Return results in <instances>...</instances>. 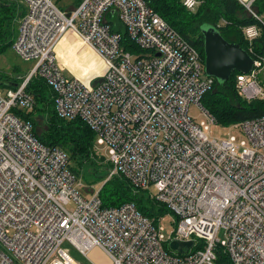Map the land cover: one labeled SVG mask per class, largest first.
<instances>
[{
  "label": "built area",
  "instance_id": "1",
  "mask_svg": "<svg viewBox=\"0 0 264 264\" xmlns=\"http://www.w3.org/2000/svg\"><path fill=\"white\" fill-rule=\"evenodd\" d=\"M56 1L22 0L12 46L35 62L4 94L0 90V264H83L64 242L86 257L97 249L110 264H214L216 246L231 264H264V115L231 124L239 139L208 137L216 122L200 99L214 77L190 41L144 0H82L70 11ZM238 1L258 18L253 0ZM196 3L183 0L188 9ZM119 27L144 51L124 50ZM69 31L104 65L92 83L56 57ZM243 33L251 41L258 29L250 25ZM252 59L236 85L248 99L264 98V53ZM36 76L52 88L56 115L80 118L95 144L106 146V180L117 175L136 189L154 187L150 198L172 215L167 238L134 202L106 207L98 191L90 197L78 191L82 183L67 152L42 143L32 121L19 114L35 105L26 89ZM192 103L207 122L188 114ZM220 230L223 241L216 237ZM172 239L193 245L179 254L168 248Z\"/></svg>",
  "mask_w": 264,
  "mask_h": 264
},
{
  "label": "trees",
  "instance_id": "2",
  "mask_svg": "<svg viewBox=\"0 0 264 264\" xmlns=\"http://www.w3.org/2000/svg\"><path fill=\"white\" fill-rule=\"evenodd\" d=\"M144 1L197 48L203 62V32L209 28L219 32L228 42L239 44L251 57L255 58L257 54L264 53V21L261 18L264 0L253 1L258 18L247 13L238 0H196L197 3L192 9L186 8L183 0ZM16 10L15 0H0V53L12 43L18 29L16 16H22L23 11L16 13ZM250 25H255L258 29L257 36L251 41L243 33V28ZM118 30L121 32L120 43L124 50L135 55L144 51L128 36L124 28L119 27ZM237 74L239 72L235 70L226 80L213 78V85L200 99V104L215 119L216 124L228 126L264 115V98H246L236 85ZM18 80L20 77L6 76L2 85L11 87ZM259 82L264 90V78L260 75ZM26 90L33 96L35 105L31 111H20L19 114L29 118L33 126L36 117L41 119L46 128L38 135L34 126L35 135L45 145L57 146L67 152L69 167L77 178L82 171L87 170L92 175L89 184L103 182L98 191L103 206H120L132 201L155 224L163 215L170 214L164 204L150 198L148 188L136 189L129 180L117 175L106 180L111 164L104 156L98 159L94 155V132L80 118L62 119L56 115L54 92L42 77H33ZM37 99L41 101L40 106H36ZM199 247L201 244L194 245L191 251ZM214 251V264H231L222 247L216 246Z\"/></svg>",
  "mask_w": 264,
  "mask_h": 264
},
{
  "label": "rangeland",
  "instance_id": "3",
  "mask_svg": "<svg viewBox=\"0 0 264 264\" xmlns=\"http://www.w3.org/2000/svg\"><path fill=\"white\" fill-rule=\"evenodd\" d=\"M82 0H57L56 4L58 7L62 9H66L67 11L72 10L75 8L76 5H78ZM254 1V0H253ZM78 2V3H77ZM17 11H23L24 12V5L22 3V0H15ZM253 4V2H252ZM20 5V6H19ZM253 7V5H252ZM245 8V7H244ZM245 10L247 13H250L246 8ZM254 12L255 9L253 8ZM21 15H17L16 19L17 22H19ZM261 18L264 21V12L261 14ZM18 31V29H17ZM17 31L15 34V37H13V41L10 45H8L1 53H0V90L1 93L4 94L6 89L8 87L3 86L2 82L3 79L6 76H14V77H24L26 76L30 70L33 69L34 66V60L25 61L22 59L13 49V42L16 38ZM72 32H67L63 35V38H61V41L63 39L69 38ZM73 34V40H80L74 33ZM60 41V43H61ZM81 41V40H80ZM82 42V41H81ZM80 42V43H81ZM83 43V42H82ZM75 46L77 50V55L79 56L78 61L73 59L74 64H68L66 68L74 74L75 77L79 78L81 81L86 83H92L93 77L95 75H99L103 72L104 65L102 61L99 59V57L94 52H87L86 48H84L82 45H80L78 42L75 41ZM61 72L64 76L68 77L70 74L64 69H61ZM260 76L264 78V70L260 73ZM21 79V78H20ZM86 80V81H85ZM41 101L36 100V106H40ZM31 111V110H29ZM27 111V112H29ZM35 112V111H33ZM188 114L194 119L196 122H207L206 115L204 112L198 107V105L192 103L189 105L188 108ZM34 126L35 130L38 133V135L46 128L43 122L39 117H36L34 120ZM208 134V137L210 138H216V139H225L229 137V135L234 134L238 137V139L241 137L239 131L235 129L234 127L230 125H221L213 123L210 125V129L206 131ZM95 150L93 151L94 155L98 156V159L100 156H104L107 158V151L105 145H97L95 144ZM92 175L87 171H82L81 176L79 177L82 185L81 187H78V191L85 197H90L93 193L99 191L100 187L102 186L103 182H97V183H90V178ZM149 193L155 194V190L153 186L149 187ZM71 206V205H70ZM172 215L171 214H165L163 215L160 220L157 223V226L160 225L162 228V232L164 236L167 238L173 231V221H172ZM216 237L218 239H221L222 241L225 239L224 231L220 230L217 232ZM63 246L70 248V255L76 259L77 261L83 263V264H110L108 259H106L100 252L98 253H89L88 257L85 255L79 253L74 247H72L68 242H64ZM169 253H173L168 250ZM174 254V253H173Z\"/></svg>",
  "mask_w": 264,
  "mask_h": 264
},
{
  "label": "water",
  "instance_id": "4",
  "mask_svg": "<svg viewBox=\"0 0 264 264\" xmlns=\"http://www.w3.org/2000/svg\"><path fill=\"white\" fill-rule=\"evenodd\" d=\"M204 70L211 77L226 80L232 71L248 73L253 59L250 54L237 43H230L213 28L203 32ZM16 83L11 84L14 86ZM193 245V241L172 239L168 242L169 250L183 253ZM17 264V263H15Z\"/></svg>",
  "mask_w": 264,
  "mask_h": 264
},
{
  "label": "crops",
  "instance_id": "5",
  "mask_svg": "<svg viewBox=\"0 0 264 264\" xmlns=\"http://www.w3.org/2000/svg\"><path fill=\"white\" fill-rule=\"evenodd\" d=\"M68 9V8H66ZM65 9V10H66ZM71 36L69 38H65L61 41H59V43L57 44L56 48H55V54L57 56V59L59 60V62L64 65L65 67L68 64H74L73 59L78 61L79 56L77 55V50H76V46H75V41L78 42L80 45H82L84 48H86L87 52H91L92 49L85 45L84 43H82L80 40H73V34H70ZM63 38V37H62ZM81 42V43H80ZM93 52V51H92ZM75 65V64H74ZM79 79V78H78ZM86 81V80H85ZM99 251L97 249H93L91 250L90 253H98Z\"/></svg>",
  "mask_w": 264,
  "mask_h": 264
},
{
  "label": "bare ground",
  "instance_id": "6",
  "mask_svg": "<svg viewBox=\"0 0 264 264\" xmlns=\"http://www.w3.org/2000/svg\"><path fill=\"white\" fill-rule=\"evenodd\" d=\"M57 57V56H56Z\"/></svg>",
  "mask_w": 264,
  "mask_h": 264
}]
</instances>
